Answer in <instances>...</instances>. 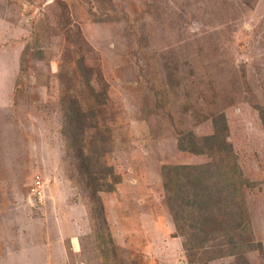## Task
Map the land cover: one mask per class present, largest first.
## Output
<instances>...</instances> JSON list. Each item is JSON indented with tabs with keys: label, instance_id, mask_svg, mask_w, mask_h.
I'll return each mask as SVG.
<instances>
[{
	"label": "rangeland",
	"instance_id": "rangeland-1",
	"mask_svg": "<svg viewBox=\"0 0 264 264\" xmlns=\"http://www.w3.org/2000/svg\"><path fill=\"white\" fill-rule=\"evenodd\" d=\"M68 99L82 154L61 132ZM259 110L264 0H0V264H232L187 255L161 182L164 165L210 161L177 140L218 114L251 184L246 264H264ZM98 129L110 144L86 147ZM82 155L114 191L90 194Z\"/></svg>",
	"mask_w": 264,
	"mask_h": 264
},
{
	"label": "trees",
	"instance_id": "trees-1",
	"mask_svg": "<svg viewBox=\"0 0 264 264\" xmlns=\"http://www.w3.org/2000/svg\"><path fill=\"white\" fill-rule=\"evenodd\" d=\"M84 71L89 73L88 68L81 64L78 72ZM259 112L264 126V113L262 110ZM81 115L77 104L68 99L63 111L61 132L64 139L70 141L71 146L77 145L82 154L83 146L79 138L83 137L87 128ZM212 124L213 132L201 138L192 132L179 134L177 147L180 151L205 155L210 161L201 165L162 166L165 204L175 227L186 239L183 246L186 252L191 253L188 256L205 255L207 261L233 256L232 264H246L244 254L261 249L260 244L249 241L247 233L250 227L246 213L242 211L244 192L251 184L242 177L236 155L228 141L229 130L224 114L213 116ZM107 135L104 129L96 130L86 147H106L110 144ZM77 157L88 161L83 170L78 169V173L87 178L88 184L96 185L87 188L90 194L92 191H114L120 180L115 175L113 177L112 168L106 167L110 176V181L106 182V170L97 164L96 159L84 158L83 155ZM210 245L213 249L208 247Z\"/></svg>",
	"mask_w": 264,
	"mask_h": 264
},
{
	"label": "built area",
	"instance_id": "built-area-1",
	"mask_svg": "<svg viewBox=\"0 0 264 264\" xmlns=\"http://www.w3.org/2000/svg\"><path fill=\"white\" fill-rule=\"evenodd\" d=\"M36 188L32 189L31 192L32 193H37V191L35 190Z\"/></svg>",
	"mask_w": 264,
	"mask_h": 264
}]
</instances>
